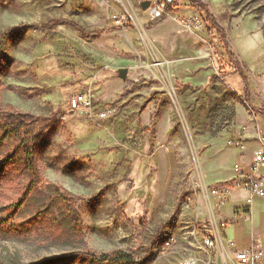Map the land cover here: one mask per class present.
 <instances>
[{
  "label": "rangeland",
  "instance_id": "374dc122",
  "mask_svg": "<svg viewBox=\"0 0 264 264\" xmlns=\"http://www.w3.org/2000/svg\"><path fill=\"white\" fill-rule=\"evenodd\" d=\"M139 1L0 0V264H233L203 244L195 183L230 181L264 139V0H181L153 22ZM81 90L92 111L69 109ZM21 143L32 177L5 164Z\"/></svg>",
  "mask_w": 264,
  "mask_h": 264
},
{
  "label": "built area",
  "instance_id": "2783aa9c",
  "mask_svg": "<svg viewBox=\"0 0 264 264\" xmlns=\"http://www.w3.org/2000/svg\"><path fill=\"white\" fill-rule=\"evenodd\" d=\"M181 0H158L150 3V6L144 10L150 22L161 19L166 15H171L175 10V4ZM167 6L169 7L167 9ZM115 21L120 23L123 16L114 15ZM182 26L187 29H193L201 25V16L194 12L181 16ZM69 109L71 111L88 110L92 111V99L88 91L81 90L69 97ZM108 114L107 110L99 111L97 117L103 118ZM199 193L206 199L209 212L212 215L211 226L213 225L211 235L203 239L205 247L212 248L219 245L231 246L232 241L223 240L224 221L216 219L215 215L219 209L227 202L229 191L232 187H239L247 192L244 198V205L241 208V214L244 219L250 220V206L254 196H264V139L259 142V146L253 150L248 162H236L234 164V176L225 183L216 185H207L203 181L195 183ZM172 240V239H170ZM169 245V242H166ZM233 264H264V252L257 243L251 244L244 249H234L230 254ZM193 262L194 259H189ZM188 261H186L187 263Z\"/></svg>",
  "mask_w": 264,
  "mask_h": 264
},
{
  "label": "crops",
  "instance_id": "0c3cea01",
  "mask_svg": "<svg viewBox=\"0 0 264 264\" xmlns=\"http://www.w3.org/2000/svg\"><path fill=\"white\" fill-rule=\"evenodd\" d=\"M252 152L246 158H244V160H240L239 162H248ZM228 179L229 178L224 180H217V182L211 184H207L205 179L203 182L207 185H216L228 182ZM246 195L247 192L244 189L239 187H232L229 191L227 202L219 209L218 213L215 215L216 219L224 221V227L222 231L224 237L223 240L225 242L227 240L232 241L231 246L226 245L222 248V257H224L223 254L225 255V257L227 255L229 256V254H231L234 249H244L249 247L253 243L259 244L264 252V196L253 197L250 206L251 217L250 220H246L241 214V208L245 203L244 198L246 197ZM204 230L206 231V229L204 228L202 230L203 233ZM201 250V252H206L207 249L203 247L201 248Z\"/></svg>",
  "mask_w": 264,
  "mask_h": 264
},
{
  "label": "trees",
  "instance_id": "16d2710c",
  "mask_svg": "<svg viewBox=\"0 0 264 264\" xmlns=\"http://www.w3.org/2000/svg\"><path fill=\"white\" fill-rule=\"evenodd\" d=\"M169 7L167 6V9ZM230 56L231 53H229ZM242 76L243 81L245 80V77L242 73H239ZM1 128V123H0ZM24 143L20 144V150L18 155H13V157H7L5 160V164L13 165L20 168L22 171L28 172V174L32 177L35 175L36 170L34 167V163L32 158L30 157L28 150ZM15 157V158H14ZM54 196L56 198H60L61 200H65V197L62 195H58L57 192L54 193ZM80 256L83 260H90L92 262H95L97 264H135V260L133 256L125 251L122 250H112L109 252H102V253H93L88 251H81L76 253H68L65 255H60L58 257H50L46 258L39 263H33V264H56L63 259L67 258H74Z\"/></svg>",
  "mask_w": 264,
  "mask_h": 264
},
{
  "label": "water",
  "instance_id": "95a60500",
  "mask_svg": "<svg viewBox=\"0 0 264 264\" xmlns=\"http://www.w3.org/2000/svg\"><path fill=\"white\" fill-rule=\"evenodd\" d=\"M151 1L150 0H140L139 6L141 10H146L150 6ZM127 69L126 68H119L117 70V76L124 80L126 78Z\"/></svg>",
  "mask_w": 264,
  "mask_h": 264
}]
</instances>
